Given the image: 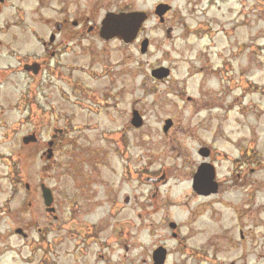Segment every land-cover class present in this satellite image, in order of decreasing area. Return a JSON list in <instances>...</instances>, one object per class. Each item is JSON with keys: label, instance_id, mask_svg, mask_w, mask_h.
<instances>
[{"label": "flooded vegetation", "instance_id": "af4514ba", "mask_svg": "<svg viewBox=\"0 0 264 264\" xmlns=\"http://www.w3.org/2000/svg\"><path fill=\"white\" fill-rule=\"evenodd\" d=\"M24 1L0 0V264H249V171L264 169V161L249 156V145L232 158L219 144L221 132L229 133L218 128L204 131L207 137L191 133L198 146L190 166L184 159L171 168L163 159L154 169L159 154L143 164L136 137L145 117L134 110L126 127L123 100L109 92L125 64L150 56L146 26H166L172 4L157 3L151 15L119 0ZM162 7L169 8L163 16ZM143 12L147 22L137 29ZM183 26L198 36L213 28ZM132 48L138 60L126 53ZM236 57L224 54L213 69L226 76L218 94L232 97V107L238 85L249 91L244 71L228 78ZM173 75L157 65L150 78L165 84ZM7 89L20 90L18 98L8 99ZM164 123L163 138L182 132L174 119ZM220 161L232 165L228 178ZM52 168L56 176L48 179ZM181 184L183 193L171 194Z\"/></svg>", "mask_w": 264, "mask_h": 264}, {"label": "rangeland", "instance_id": "374dc122", "mask_svg": "<svg viewBox=\"0 0 264 264\" xmlns=\"http://www.w3.org/2000/svg\"><path fill=\"white\" fill-rule=\"evenodd\" d=\"M119 1L125 8L133 4L134 9L151 15L157 3L167 1L172 4L175 11L168 17L166 26L158 27L154 21L146 26V35L153 42L150 56L141 59L139 64L132 60L130 64H125L124 78L114 80L117 89L109 90L123 100L120 101L122 110L120 116L125 120L126 127L134 110L140 111L145 117V126L140 133H136V137L140 138L142 143L140 150L142 163L150 162L159 154L153 163L154 169L162 167L163 159H166L167 165L171 168L182 165L184 159L189 161L190 166L197 160L195 149L198 146V139L195 138L193 141L191 133H195L198 138L207 137L208 134H204V131H215L218 128L229 133L226 135L221 132L222 140L219 144L230 152L232 158L238 156L236 150L242 151L249 145V152H253L256 162H263L264 0H219L216 4H213L214 0ZM36 2L37 0H25L24 5L32 7ZM203 21L210 22L213 27L208 36L207 31L201 36L188 35L184 32L183 24L191 29L190 32L195 33L197 26ZM168 29H173V36L169 40L166 39ZM126 53L134 55L138 60L135 48L127 49ZM231 53H236L234 61L237 58L238 60L233 67L235 73L230 70L228 78L244 71L242 81L246 80L249 84L258 86L257 91L250 92L246 91L244 86L238 85L235 90L234 107L230 104L232 97L225 100L218 94L219 83H225L226 76L220 73L213 75V69L219 68L224 54ZM157 65L174 69L173 77L165 84L155 83L150 78L152 69ZM201 68L204 69V77L201 74L193 76L194 71L200 72ZM210 69L211 73L208 72ZM206 88L213 94L212 104L207 98L209 92ZM180 91L196 99H203L207 106L188 103L184 94L180 95ZM19 94L20 90L7 89L9 98L5 92L3 98L16 100ZM225 114L230 115V120H225ZM169 119L176 121L175 131L182 132H176L173 138H163L164 122ZM224 136L231 137V144H225ZM234 140H237V144H234ZM180 143L185 147L183 152ZM166 154L169 155L168 158ZM219 164L222 167L221 177L229 176L232 165L225 161H220ZM54 170L52 168L47 172L46 178H55ZM180 186L174 188L171 194L183 193L186 185ZM250 209L252 214L249 212V241L246 243L244 253H249V264H264L263 168L255 173L249 171ZM199 240L201 238L197 234L196 244Z\"/></svg>", "mask_w": 264, "mask_h": 264}, {"label": "water", "instance_id": "95a60500", "mask_svg": "<svg viewBox=\"0 0 264 264\" xmlns=\"http://www.w3.org/2000/svg\"><path fill=\"white\" fill-rule=\"evenodd\" d=\"M167 10H169V8L167 9H163V7H162V9H161V16H163L166 12H167ZM136 16H138L140 19V21H139V23H138V25H137V29H139L141 26H142V24L146 21V19H147V17L144 15V14H138V15H136ZM146 43L143 45V47L144 48H146ZM146 51L145 50H143V53H145ZM156 75V74H155ZM133 125L136 127V128H139V127H141L142 126V119H141V117L139 116V113H137V112H135L134 113V121H133ZM170 127V121H168L167 122V126H166V128L165 129H168ZM196 178H198V175L196 176Z\"/></svg>", "mask_w": 264, "mask_h": 264}]
</instances>
